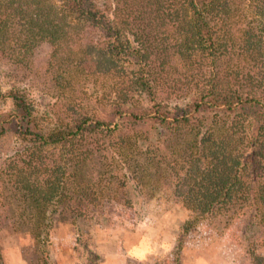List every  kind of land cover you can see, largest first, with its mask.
Masks as SVG:
<instances>
[{
    "label": "trees",
    "instance_id": "1",
    "mask_svg": "<svg viewBox=\"0 0 264 264\" xmlns=\"http://www.w3.org/2000/svg\"><path fill=\"white\" fill-rule=\"evenodd\" d=\"M0 140L2 204L46 259L78 207L162 200L184 235L248 215L263 239L264 0H0Z\"/></svg>",
    "mask_w": 264,
    "mask_h": 264
},
{
    "label": "rangeland",
    "instance_id": "2",
    "mask_svg": "<svg viewBox=\"0 0 264 264\" xmlns=\"http://www.w3.org/2000/svg\"><path fill=\"white\" fill-rule=\"evenodd\" d=\"M46 53L47 49H42L39 58H43ZM10 141L0 140V148H8L11 145ZM161 201L150 204L145 215L138 221L133 213L122 212L115 206L108 208V212L101 216L91 215L84 208L78 207L81 214L77 219L79 233H75L76 230L71 225L55 224L51 232V248H48L49 257L46 259L41 251L42 244L37 245L30 236L14 232L8 217L9 211L2 204L0 184V241L3 242L1 238L4 239V235L9 231L17 235L18 240L27 245L24 251L30 264H45L46 261L56 264L57 259L54 257L52 246L56 228L69 229L65 232L60 231L62 234L75 233L79 244H82L79 245L77 242L78 248L82 246L88 248V245L93 246L103 238L125 234L136 240L128 234L139 230V234L144 232L147 238L161 245L156 255L150 258L149 264H251L253 257H264V238L256 239V230L253 233L244 232L249 220L248 215L230 220L227 224L222 217H210L194 224L184 235L181 226L187 220L188 213L180 206L164 204ZM179 238H183L181 250L176 248ZM81 253L85 258L86 254Z\"/></svg>",
    "mask_w": 264,
    "mask_h": 264
},
{
    "label": "crops",
    "instance_id": "3",
    "mask_svg": "<svg viewBox=\"0 0 264 264\" xmlns=\"http://www.w3.org/2000/svg\"><path fill=\"white\" fill-rule=\"evenodd\" d=\"M65 229L54 230L55 239L52 246L54 257L57 259L56 264H149L150 258L156 255V251L161 246L147 238L144 232L139 234V230H134L128 235L135 237L136 240L129 238L126 234L119 237H106L93 246L88 245L87 252L84 246L78 248L77 242L79 244L80 241L75 233L60 232L69 231L68 228ZM4 237V239L1 238L3 242L0 241L2 263L30 264L24 251L26 243L20 242L17 235L10 231ZM81 252L86 254L85 258Z\"/></svg>",
    "mask_w": 264,
    "mask_h": 264
}]
</instances>
